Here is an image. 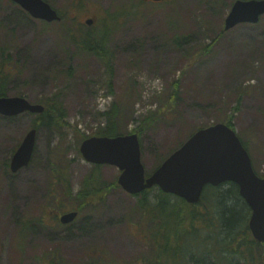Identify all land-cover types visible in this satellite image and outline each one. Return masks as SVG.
Returning a JSON list of instances; mask_svg holds the SVG:
<instances>
[{"label": "rangeland", "instance_id": "obj_1", "mask_svg": "<svg viewBox=\"0 0 264 264\" xmlns=\"http://www.w3.org/2000/svg\"><path fill=\"white\" fill-rule=\"evenodd\" d=\"M45 1L63 10L71 0ZM87 2L92 14L97 19L105 14L102 21L115 31L105 48L111 55V72L94 54L71 45L56 26L34 20L11 0H0L4 31L0 60L11 55L16 73L8 95L34 104L57 96L68 123L63 138L50 127L38 128L33 165L20 177L13 179L0 171V264H39L45 254L55 252L70 264L87 263V255L96 248L111 264H131L146 250L127 224L128 211L136 201L119 188L110 192L106 207L96 216L86 220L82 216L75 225L63 228L30 225L22 243L18 233L25 220L43 214L39 206L46 198V179L54 162L61 165L54 157L68 160L74 193L92 171L93 165L80 153L83 137L78 145L75 131L79 136H97L107 123L102 114L118 104L121 131L131 132L161 108L176 82L175 114L168 113L142 135L146 172L150 174L194 130L218 122V116L233 115L236 132L248 140L255 170L264 174V17L259 24L238 26L220 39L234 0ZM215 6L223 8L215 12ZM103 34V30L95 34L97 42ZM35 121L36 116L29 114L0 116V166L12 158ZM101 174L112 183L121 173L103 166ZM44 223L52 225L49 218ZM241 259L235 257L231 264H246Z\"/></svg>", "mask_w": 264, "mask_h": 264}, {"label": "trees", "instance_id": "obj_2", "mask_svg": "<svg viewBox=\"0 0 264 264\" xmlns=\"http://www.w3.org/2000/svg\"><path fill=\"white\" fill-rule=\"evenodd\" d=\"M220 5L223 6V3ZM222 8L215 6L214 10L219 12V9ZM91 11L87 0H71L63 8L64 24L61 25L63 26L60 27L61 30L67 36L73 32H79L76 31L78 25L71 18V13L82 12L87 14ZM69 22L73 23L70 24ZM103 26L106 37H111L114 31L108 28L107 23ZM226 35L227 32L224 31L223 25L219 37L221 39ZM104 39L102 46H87L84 50L98 57L111 72V55L105 49L107 42ZM179 40H176L178 45L181 44ZM88 42L94 41L88 39ZM3 57L0 60V98L8 96V86L12 77L16 76L15 66H12V56ZM178 98L179 84L176 82L169 98L161 108L144 117L141 125L131 132L121 131L120 106L113 104L109 112L102 114L107 123L100 129L97 136L115 137L124 134H137L142 138L144 131L152 127L155 122L161 120L168 113L175 114ZM237 102L239 105L240 98ZM44 105L46 110L36 117L33 127H50L63 138L62 131L68 127L64 104L56 96L53 99L44 100ZM217 121L216 123H225L234 128L233 115L227 116L226 119L218 116ZM194 132L195 130L189 134L188 138ZM74 134L77 140L82 137V141L89 138L81 136V134L80 137L76 131ZM240 138L248 149V140ZM79 142L80 140H78V145H80ZM57 157L54 159L58 160L61 165L54 162L45 203L39 206L43 214L39 219H28L24 223L18 233L20 243L25 240L27 231L25 228L28 223L38 222L42 228L50 227L43 222V218L45 219L48 215L51 205L55 206V209L60 213L69 208H74L86 220L101 213L106 207L108 194L119 188L117 180L107 183L101 174V167L94 166L90 174L84 179L81 189L74 193L68 174L69 166L67 163L69 162L65 160L64 156L58 155ZM164 160L165 158L160 160L157 168ZM258 175L264 177V174L258 173ZM55 181L58 182L57 185ZM132 198L136 202L128 211L127 224L130 225V229H133L132 233L146 250L141 252L131 264H231L235 257L242 258L241 260L245 261L246 264H264V251L262 253L259 251V245L253 241L249 230L251 211L241 198L239 188L235 184L226 183L219 187H206L202 199L197 205H190L182 199L163 193L159 189H152ZM223 243H225L224 247H222ZM99 251L98 248L91 250V253L87 255L89 256L88 262L78 264H111L112 260L110 261L106 255L99 254ZM39 264L70 263L61 260L58 253L55 252L45 254L39 260Z\"/></svg>", "mask_w": 264, "mask_h": 264}, {"label": "water", "instance_id": "obj_3", "mask_svg": "<svg viewBox=\"0 0 264 264\" xmlns=\"http://www.w3.org/2000/svg\"><path fill=\"white\" fill-rule=\"evenodd\" d=\"M161 2L163 0H150ZM35 19L48 22L60 20L58 13L43 0H13ZM264 16V0H238L225 20V31L241 24H257ZM92 25V21L88 22ZM44 106L31 104L21 97L0 98V115L16 117L24 113L41 114ZM37 130L32 129L16 152L11 169L17 173L28 167L35 152ZM84 159L93 165L114 166L122 173L119 186L136 196L158 187L190 204H197L206 186L218 187L230 182L239 187L252 215L249 227L254 239L264 243V179L254 171L251 157L236 132L225 124L197 131L179 150L174 152L151 176L146 177L142 150L137 134L115 138L94 137L80 148ZM77 212L61 218L68 225Z\"/></svg>", "mask_w": 264, "mask_h": 264}, {"label": "flooded vegetation", "instance_id": "obj_4", "mask_svg": "<svg viewBox=\"0 0 264 264\" xmlns=\"http://www.w3.org/2000/svg\"><path fill=\"white\" fill-rule=\"evenodd\" d=\"M59 12V10H58ZM25 14V13H24ZM60 16L62 15L61 12H59ZM62 17V16H61ZM76 19V24L78 25V29L76 31H79L78 33L79 34H82V37L80 38L79 41L77 42H73V45L78 47V48H87V46H102V42L100 43H97V42H88V39H90L92 41V39L90 38V32L93 31L97 26H98V20L94 17V16H86V15H81ZM89 21H92V25H89L88 22ZM70 24H72L73 22H69ZM47 24H57L59 27H63L61 26L62 24H64V21H63V17H62V20L58 23V22H54V23H47ZM85 36V38L83 37ZM107 46V43H105V47ZM34 159V158H33ZM33 159H32V162L31 164L29 165V167L25 168V169H22L21 171H19L17 174H11L10 172H8V170L11 171V161H6L3 166H4V175L7 176V177H11L13 179L15 178H18L20 177L24 171L26 170H29L32 165H33ZM56 185H57V181H55ZM50 184V178L49 179H46V182H45V189H46V192L44 194V196H47V192H48V185ZM46 199V198H45ZM75 209H68L66 212H71V211H74ZM62 214L57 211L56 209H52L51 208V215L50 217H52L53 219H55L56 221L59 220L60 216Z\"/></svg>", "mask_w": 264, "mask_h": 264}, {"label": "bare ground", "instance_id": "obj_5", "mask_svg": "<svg viewBox=\"0 0 264 264\" xmlns=\"http://www.w3.org/2000/svg\"><path fill=\"white\" fill-rule=\"evenodd\" d=\"M40 105H42V106H43V105H44V103H40Z\"/></svg>", "mask_w": 264, "mask_h": 264}]
</instances>
